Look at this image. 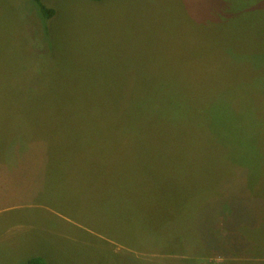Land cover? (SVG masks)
<instances>
[{
  "label": "rangeland",
  "instance_id": "374dc122",
  "mask_svg": "<svg viewBox=\"0 0 264 264\" xmlns=\"http://www.w3.org/2000/svg\"><path fill=\"white\" fill-rule=\"evenodd\" d=\"M42 2L50 21L0 0V159L33 183L0 202V264H264V171L247 164L264 147V0ZM168 174L214 217L198 253L167 244L181 199H143Z\"/></svg>",
  "mask_w": 264,
  "mask_h": 264
},
{
  "label": "trees",
  "instance_id": "16d2710c",
  "mask_svg": "<svg viewBox=\"0 0 264 264\" xmlns=\"http://www.w3.org/2000/svg\"><path fill=\"white\" fill-rule=\"evenodd\" d=\"M94 1H100V0H94ZM33 2L44 18L49 19L54 16L55 11L45 6L42 0H33ZM247 164H249V166L251 167H261L262 171H264V147H261V149L259 150L256 161H252L248 156ZM179 179L180 177L174 178V176L168 174V177L166 178V184L164 182H163L164 184H161L159 179V183L155 182L157 185L155 184L154 188L148 187V189L143 194V199L145 198L148 199L151 197L163 198L168 196L172 198H177L179 201L181 199L182 201L180 202L181 203L180 205L176 206L174 204H171L170 213L172 216L182 217L183 219L173 221L167 217V219L165 220V224H168L170 226V230L173 231V233H175L171 236L170 241L167 244L180 245L182 246L183 249H187L189 251H194V253H198L199 246L203 241V234L201 232V227L203 224L207 226L210 218L214 219V217L203 216L202 214H200L203 205L206 203L205 197L201 193H196L192 187L193 185H191L189 182L183 184ZM116 191H118V189ZM117 196L119 195L117 194ZM156 203L157 202H155L154 204L155 209H156ZM115 204H117L118 206V208H116L115 210H119L118 201H115ZM261 205L263 206L261 210L262 211L261 222H264V203L262 202ZM244 225L247 227L254 228L255 226L258 225V223L255 224L249 223ZM220 227H224V224H220ZM235 227L236 225L234 223L232 225V229L235 230ZM260 227L264 228V225L263 226L261 225ZM226 229L229 230L231 228H226ZM27 264H48V263L42 257H34L28 260Z\"/></svg>",
  "mask_w": 264,
  "mask_h": 264
},
{
  "label": "crops",
  "instance_id": "0c3cea01",
  "mask_svg": "<svg viewBox=\"0 0 264 264\" xmlns=\"http://www.w3.org/2000/svg\"><path fill=\"white\" fill-rule=\"evenodd\" d=\"M55 16H56V14H54V16L52 18L48 19V20L49 21L52 20ZM18 147H19V145L15 146L14 150L15 149L18 150L17 149ZM4 151L5 150L0 149V153H2L1 155H3V157L5 155V152ZM2 160H3V158L0 159V202H3V199H4L3 197H6V194H8L7 187H8V185L10 183L15 182V181H21L22 183H25L26 181H28V184H33L32 181L29 180V177H30L29 175L21 174V173H19L16 170V168H18L20 166L15 165L14 163L12 164V163L8 162L7 157H6V163H3ZM13 160L15 162L14 156H13ZM39 173H42L43 174V171L42 170H39ZM48 183H49V181H47V184ZM40 198L41 197L39 196V200H40ZM57 202L58 201H56V202H50V204L49 205H46V206L48 207V209H51V207H57V208H59L57 205H53L54 203L56 204ZM5 209H7V208L2 207L0 210H5ZM48 212H50V211L48 210ZM40 218H41V220H40ZM43 218L44 219H48L49 217H47V214L43 215V217H39V220L42 222V224L45 222V221H42ZM7 221H8V223H10L11 218H7ZM8 223H5V225L8 224ZM42 224L40 223V225H39V228H41V231H43L42 233L54 232V231H49L48 230V229H51L50 226H45V225H42ZM38 233H39V231H38ZM38 252H36V254ZM37 257H42V256H37ZM42 258H44V257H42Z\"/></svg>",
  "mask_w": 264,
  "mask_h": 264
}]
</instances>
